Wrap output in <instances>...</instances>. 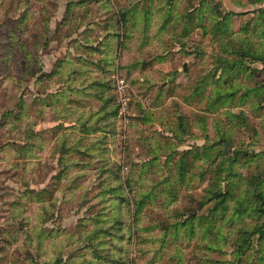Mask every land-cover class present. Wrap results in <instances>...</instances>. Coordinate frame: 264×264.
<instances>
[{
	"label": "rangeland",
	"instance_id": "obj_1",
	"mask_svg": "<svg viewBox=\"0 0 264 264\" xmlns=\"http://www.w3.org/2000/svg\"><path fill=\"white\" fill-rule=\"evenodd\" d=\"M213 262L264 264V8L0 0V264Z\"/></svg>",
	"mask_w": 264,
	"mask_h": 264
},
{
	"label": "crops",
	"instance_id": "obj_2",
	"mask_svg": "<svg viewBox=\"0 0 264 264\" xmlns=\"http://www.w3.org/2000/svg\"><path fill=\"white\" fill-rule=\"evenodd\" d=\"M226 13L244 14L264 8V0H216ZM55 161V159H53ZM214 264V263H213Z\"/></svg>",
	"mask_w": 264,
	"mask_h": 264
},
{
	"label": "trees",
	"instance_id": "obj_3",
	"mask_svg": "<svg viewBox=\"0 0 264 264\" xmlns=\"http://www.w3.org/2000/svg\"><path fill=\"white\" fill-rule=\"evenodd\" d=\"M227 13H228V12H227ZM228 14H234V13H230V12H229ZM58 154H59V152H58V151H55V148H54L53 151H52V158H55L56 161L58 160V162H60L61 157H59L60 155L58 156ZM33 155H34L35 157L38 156V154H33ZM57 156H58L59 158H58ZM27 190H28V189H27ZM29 190H30V189H29ZM38 194H40V193H38ZM235 255H236V253H235ZM213 263H214V264H219L218 262H213ZM224 263H226V261H225ZM227 263H228V262H227Z\"/></svg>",
	"mask_w": 264,
	"mask_h": 264
}]
</instances>
